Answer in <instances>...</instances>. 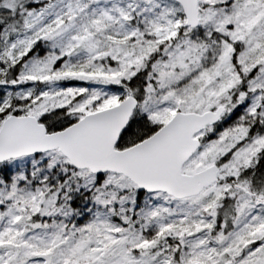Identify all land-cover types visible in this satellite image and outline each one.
I'll return each instance as SVG.
<instances>
[{"label":"snow or ice","instance_id":"6c2138e0","mask_svg":"<svg viewBox=\"0 0 264 264\" xmlns=\"http://www.w3.org/2000/svg\"><path fill=\"white\" fill-rule=\"evenodd\" d=\"M0 264H264V0H0Z\"/></svg>","mask_w":264,"mask_h":264}]
</instances>
